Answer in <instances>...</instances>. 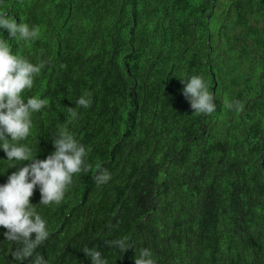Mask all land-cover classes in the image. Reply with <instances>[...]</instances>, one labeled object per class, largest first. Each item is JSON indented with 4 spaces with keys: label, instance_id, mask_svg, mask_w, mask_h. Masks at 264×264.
<instances>
[{
    "label": "trees",
    "instance_id": "1",
    "mask_svg": "<svg viewBox=\"0 0 264 264\" xmlns=\"http://www.w3.org/2000/svg\"><path fill=\"white\" fill-rule=\"evenodd\" d=\"M0 12L40 31L9 41L45 62L24 95L50 106L22 143L43 160L66 127L89 150L60 205H40L39 186L30 198L50 231L36 250L47 264H92L86 245L107 264H135L143 248L155 264H264V0H0ZM193 75L211 115L182 94ZM88 92L73 122L67 109ZM235 100L242 111L225 107ZM6 160L0 149V185L30 163ZM97 163L111 174L101 186ZM6 231L0 264H29L12 259ZM124 237L123 253L105 243Z\"/></svg>",
    "mask_w": 264,
    "mask_h": 264
},
{
    "label": "clouds",
    "instance_id": "2",
    "mask_svg": "<svg viewBox=\"0 0 264 264\" xmlns=\"http://www.w3.org/2000/svg\"><path fill=\"white\" fill-rule=\"evenodd\" d=\"M0 29L6 30L10 38L0 36V149L6 154V161L10 162L8 167L30 162L12 172L7 182L0 185V227L7 230L5 240L15 244V250L11 252L14 261L47 264L36 250L49 238L50 231L46 220L30 203V198L39 186L40 205H60L73 184V177L90 171L91 165L87 162L89 150L66 127L54 135L52 143L55 150L43 160L36 159L37 152L33 154L32 149L22 143L31 135L33 114L50 106L47 98H26L24 95L33 88L45 62L33 64L25 57L13 54L9 41H34L39 38L40 31L37 27L30 28L27 23H17L7 12H0ZM180 81L184 85L182 94L193 113L211 115L217 111L215 97L202 76L193 75L186 80L180 78ZM75 103L76 108L67 109L73 122L78 119V108L91 107L92 93H85ZM225 107L240 112L244 105L235 100L226 102ZM96 169L94 180L97 186L108 183L111 174L107 169L99 163ZM105 243L122 253L132 248L128 237L106 240ZM81 250L92 264H107L98 246L89 248L86 245ZM135 264H155L151 250L141 249Z\"/></svg>",
    "mask_w": 264,
    "mask_h": 264
},
{
    "label": "water",
    "instance_id": "3",
    "mask_svg": "<svg viewBox=\"0 0 264 264\" xmlns=\"http://www.w3.org/2000/svg\"><path fill=\"white\" fill-rule=\"evenodd\" d=\"M215 83H213V85H214Z\"/></svg>",
    "mask_w": 264,
    "mask_h": 264
}]
</instances>
